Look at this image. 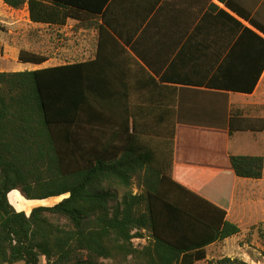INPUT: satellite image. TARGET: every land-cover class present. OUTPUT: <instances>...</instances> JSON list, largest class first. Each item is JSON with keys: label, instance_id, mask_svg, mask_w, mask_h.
I'll return each mask as SVG.
<instances>
[{"label": "trees", "instance_id": "16d2710c", "mask_svg": "<svg viewBox=\"0 0 264 264\" xmlns=\"http://www.w3.org/2000/svg\"><path fill=\"white\" fill-rule=\"evenodd\" d=\"M2 1L13 10L28 7L35 24L77 22L98 32V44L94 60L0 73V264H198L210 246L241 233L227 219L235 179H263V157L231 155L232 172L195 192L174 177L173 142L162 162L134 135L123 151L113 143L132 126L136 132L137 121L109 123L91 114L104 108L93 83L108 72L107 52L117 51L123 64L124 44L141 58L134 39L161 0ZM47 60L26 50L19 55L25 64ZM90 130L116 134L99 149L91 147ZM247 131L264 133V119L232 117L230 134ZM13 191L30 201L65 198L27 215L11 204ZM136 239L148 243L137 247ZM215 264L249 263L222 257Z\"/></svg>", "mask_w": 264, "mask_h": 264}, {"label": "crops", "instance_id": "0c3cea01", "mask_svg": "<svg viewBox=\"0 0 264 264\" xmlns=\"http://www.w3.org/2000/svg\"><path fill=\"white\" fill-rule=\"evenodd\" d=\"M0 4L4 5L2 0ZM26 8L24 21L0 20V24L5 23L17 41H25L19 55L26 50L48 57L42 65L28 64V71L66 64L63 30L74 21L65 26L35 24ZM253 22L264 27V0H161L133 42L143 58L123 44V64H119L121 55L110 49L105 58L108 72L99 73L93 83L95 97L104 106H95L93 116L109 123L115 119L137 121L136 132L132 126L113 145L125 151L134 135L162 162L168 160L173 142L174 177L195 192L232 172L231 155L264 158V133L230 134L234 116L264 119V95L260 100L264 72L258 78L262 62L258 36L264 38V34ZM80 42L74 53L81 60L74 62L94 60L98 32L91 31ZM252 87V93L234 90ZM105 134L88 131L91 147L102 149L111 144L116 132L107 130ZM263 183L264 178H236L227 219L235 204L259 208L255 201L261 197ZM32 202L29 210L11 204L29 215L43 204Z\"/></svg>", "mask_w": 264, "mask_h": 264}, {"label": "rangeland", "instance_id": "374dc122", "mask_svg": "<svg viewBox=\"0 0 264 264\" xmlns=\"http://www.w3.org/2000/svg\"><path fill=\"white\" fill-rule=\"evenodd\" d=\"M27 14L26 7L22 10H13L5 4L3 6L0 4V20L3 22H11L14 19L24 21L27 18ZM90 32L85 31L75 22L68 24V27L63 30L64 43L67 51L64 58L65 61L63 62L81 60V57H75L74 51L79 47L81 43L80 39L89 37ZM22 46L25 47V41H17L15 36L9 33V27L5 23H1L0 50L5 49L6 52L0 51V72L12 73L28 71L30 65L17 61L19 58V50ZM263 95L264 87L260 90V100H262ZM133 189L135 193L138 192L137 184L134 185ZM259 192L261 197L255 201L259 203V208H242L235 204L231 211L228 220L232 223L235 221L238 222L236 224L240 227L241 233L238 236L219 243L216 247H209L206 260L198 264H215L222 257L238 258L249 264H264V183ZM20 194L18 192L12 193L10 197L11 203L18 209L24 208L29 210L34 203L25 199L23 196L21 197ZM64 198L42 200L43 204L40 206H54ZM147 243V239H136L134 241L137 247H143ZM44 262L45 260L42 259V263Z\"/></svg>", "mask_w": 264, "mask_h": 264}]
</instances>
